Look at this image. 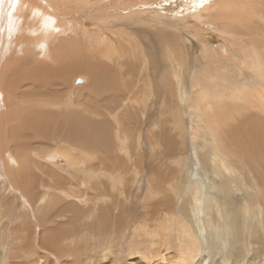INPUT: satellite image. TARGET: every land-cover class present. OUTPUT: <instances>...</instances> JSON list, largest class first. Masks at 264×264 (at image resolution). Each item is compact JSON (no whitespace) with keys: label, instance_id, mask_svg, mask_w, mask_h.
<instances>
[{"label":"bare ground","instance_id":"1","mask_svg":"<svg viewBox=\"0 0 264 264\" xmlns=\"http://www.w3.org/2000/svg\"><path fill=\"white\" fill-rule=\"evenodd\" d=\"M5 25L4 264L8 246L26 264H264V0H0ZM78 69L74 102L54 97L47 82ZM51 121L44 155L30 139ZM138 194L156 225L133 224L124 261L120 213Z\"/></svg>","mask_w":264,"mask_h":264},{"label":"rangeland","instance_id":"2","mask_svg":"<svg viewBox=\"0 0 264 264\" xmlns=\"http://www.w3.org/2000/svg\"><path fill=\"white\" fill-rule=\"evenodd\" d=\"M187 1H192V0H187ZM206 11L208 10V9H205ZM155 10H150V11H146V13H149V14H154L155 12H154ZM145 13V14H146ZM156 13H159V12H156ZM141 19H143L144 20V18L142 17ZM146 19V18H145ZM9 27H8V25L6 26H2V28L0 29V35H9ZM155 44H156V42H155ZM2 45L3 46H6V49L8 50L9 49V47H10V45L12 46L11 47V50L9 49V51L10 52H12L13 54L15 53V52H18V54H20V52L22 51V50H25L23 47H24V45H22V44H18V43H14V39H12L11 41H10V38H8L7 40H4V42L2 43ZM13 57L14 56H9V57H7V58H10V59H13ZM22 57V56H21ZM61 70V69H60ZM80 69H78V71L76 72V71H74V73H76L77 75V77H75L74 75V73L73 72H71V73H69L70 75H68V79H67V82H61L60 80V74L58 75V77H54L55 75H54V73H53V80H55V78H56V80H59L60 82H57L56 81V83L58 84H56L57 86H58V88H56V85H53L54 84V82L51 84V82L53 81H51V82H47L48 83V85H49V88L51 87L52 88V90L53 91H55L56 89H58V93H56V95H54V97H56V96H60V95H64L65 93H70L71 94V96H70V99H69V101H71L72 103L74 102V100H75V98L77 97L75 94H76V89H74V86L72 87V85H71V82L72 81H74V84H76L77 86H80V87H82L81 85H83V84H85L86 83V80H87V76H86V74L83 72V71H79ZM83 70V69H82ZM56 71V70H55ZM57 73V72H56ZM83 73V74H82ZM81 75H82V77H81ZM74 76V77H73ZM83 78H85V79H83ZM70 82H69V81ZM84 80V81H83ZM45 81V80H44ZM80 81V82H79ZM88 81V80H87ZM47 83H39V85H37V86H34V85H32V83H30V82H26L24 85H23V90L22 91H27V94H28V91H29V93L31 92V90L33 89V91H34V93H36V94H41V96H44L46 93H44L43 91L45 90V88L43 89V85H44V87H46V86H48L47 85ZM59 83H60V85H59ZM78 83H80V84H78ZM26 84H28L27 86H26ZM30 85V86H29ZM42 85V86H41ZM64 85V86H63ZM68 85V86H67ZM70 85V86H69ZM53 86V87H52ZM55 86V87H54ZM59 86H60V88H59ZM36 87H37V89H36ZM42 87V88H41ZM61 87H63V88H61ZM27 89H29V90H27ZM35 89V90H34ZM41 89V91H39ZM62 91V92H61ZM42 92V93H41ZM55 92H57V90L55 91ZM59 92H61V93H59ZM32 94V93H31ZM69 94V95H70ZM29 95V94H28ZM33 95V94H32ZM49 95V94H48ZM47 95V96H48ZM34 96V95H33ZM32 96V97H33ZM40 96V97H41ZM27 98H29V97H31V96H26ZM56 114V113H55ZM69 114L70 115H72V112H69L68 114L67 113H63V112H61L59 115H58V117L61 119V118H69ZM143 116V115H142ZM52 122V121H51ZM157 124H158V122H156V124H155V126L157 127ZM199 124V123H198ZM44 129L46 130V131H44V130H42V129H40V132L42 133L43 131V134H45V135H40L39 136V138L40 139H38V138H35V137H33V136H31V141H32V143H33V145L36 147L35 148V151H37V152H39V151H44V155L45 154H47V153H49L50 151L49 150H51V149H55L56 148V146H55V144L56 143H58L59 144V141H58V139H57V137L56 136H53V137H51L50 139H48L47 138V135L48 134H50L53 130L55 131V132H58V131H56L55 130V127H54V121L52 122V124L49 126V127H44ZM50 129V130H49ZM40 132H39V134H40ZM48 133V134H47ZM26 137H28V138H30V134H28L27 133V135H26ZM44 137V139H42ZM60 138H63L64 137V132L63 133H61V135L59 136ZM46 138V139H45ZM41 143V144H40ZM38 144H40V145H42V146H38ZM45 145V146H44ZM37 146H38V148H37ZM48 149V150H47ZM49 151V152H48ZM181 152H182V154L184 155V156H186V155H188V154H190V151H183V150H181ZM41 153V152H40ZM183 156V157H184ZM199 157L201 158V155H199ZM163 162H164V160H163ZM157 163V162H156ZM165 167H162V169H164ZM92 174H95V173H92ZM90 181H92V179L90 180ZM0 237H1V234H2V222L5 220V219H7L8 220V218L9 217H12L11 216V214H8V213H6V207L5 206H2L3 204H2V201H3V203H11V199H12V197L14 196L13 195V191H11L10 189H9V187H6V186H8L6 183H4V180L2 179L1 180V182H0ZM90 187H91V184L89 183L88 184V186L86 187V190L90 193L91 192V189H90ZM139 195V196H138ZM138 195H136V196H134V198L130 201V205H126V208H127V210L126 211H123V212H121L120 213V223H121V225H122V232H120L119 234L120 235H123L124 234V232H125V237H123L121 240H122V242H123V245H124V250H125V253H124V261H126V258H127V252L129 251V245H130V238H132V236H133V233H132V230L130 229L131 227H134L133 226V224H135V226L136 225H138L139 227H142V226H144L145 224H148L149 226H151V227H154L155 225H156V222L154 221V217L153 216H151V215H146L145 214V212H146V209L149 207V206H153V205H156L157 204V201H156V199H150V200H147L148 198L147 197H145V196H142V194L140 195V194H138ZM138 196V197H137ZM140 196H141V198H140ZM2 197L3 198H7V199H4V200H2ZM145 197V198H144ZM86 201H84V207L86 208V209H89V207H90V202H91V200H90V197L88 196L86 199H85ZM136 200V201H135ZM177 202H178V199H177ZM23 210H25V207H24V209ZM23 210H22V212H23ZM130 211H133L134 212V214H135V216L134 217H132L131 215H130ZM177 210L175 211V212H173V214H171V216H170V223H171V225L170 226H172V224L174 223V220L176 219V217H177ZM16 221V220H15ZM94 238H96V236H94ZM102 238H105V237H101V239ZM117 238H120V236H118ZM1 240V239H0ZM118 241V240H117ZM115 242L114 243V245L116 244V243H118V242ZM146 247H147V243H146V239L144 238V237H142V246H141V248H142V251H145L146 250ZM7 249H8V252H10V255H11V253H13V254H15V258H12L14 255H11V258H12V261H13V263L14 262H16V264H18L19 262H25V263H23V264H26V261H23V259L22 260H19V258L18 259H16V251L14 250V247H10V246H8L7 247ZM7 262H8V257H7ZM18 261V262H17ZM9 263V262H8ZM0 264H4L3 263V260H2V258L0 257ZM19 264H21V263H19ZM126 264V263H125Z\"/></svg>","mask_w":264,"mask_h":264}]
</instances>
